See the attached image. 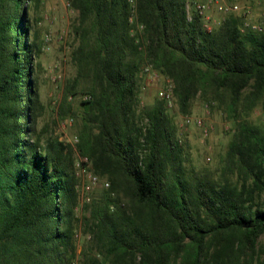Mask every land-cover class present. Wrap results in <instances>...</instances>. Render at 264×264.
Listing matches in <instances>:
<instances>
[{
  "label": "trees",
  "instance_id": "trees-1",
  "mask_svg": "<svg viewBox=\"0 0 264 264\" xmlns=\"http://www.w3.org/2000/svg\"><path fill=\"white\" fill-rule=\"evenodd\" d=\"M31 1L0 0V264H72L76 177L62 141L36 129ZM187 2L136 0L132 33L127 0H70L76 75L59 114L83 84L78 149L130 200L97 217L104 259L88 264H264V127L248 118L264 101V33L238 14L207 31ZM144 59L172 77L180 112L199 94L235 122L216 177L183 165L163 99L140 104Z\"/></svg>",
  "mask_w": 264,
  "mask_h": 264
},
{
  "label": "rangeland",
  "instance_id": "rangeland-1",
  "mask_svg": "<svg viewBox=\"0 0 264 264\" xmlns=\"http://www.w3.org/2000/svg\"><path fill=\"white\" fill-rule=\"evenodd\" d=\"M239 1L243 3L251 0ZM28 14L31 23L30 40H35L41 46V51L34 60V75L38 81L41 102L36 129L40 132L42 144H46L49 138H57L62 141L65 150H68L72 159L77 192L76 204L73 209L76 219L73 236L76 253L72 263L88 264V261L93 259H104V247H101L100 242L97 241L98 229L96 227L104 208L108 204H110V209L112 206L114 207L112 200L127 208L130 200L123 193L109 190L108 187L101 184L91 189L88 194L89 201L81 200L80 186L83 176L76 162L80 156H87L78 149L81 128V121L78 117L79 107L80 102L84 100L83 96H88L83 90V84L78 86L76 94H69L67 97L71 106L70 111L64 116L59 114L66 85L76 75L71 52L76 44L72 25L77 17V11L70 10L66 6V0H35L30 3ZM208 15L211 20L223 19L222 14L213 8ZM46 33H51L54 36L53 44L48 51H44L41 45L42 38ZM59 36L62 38L60 39ZM148 64H150V68L146 71L145 67ZM141 67V87L138 99L142 105L151 104L157 99H162L159 92L167 84V80L172 77L161 73L147 59H144ZM55 72L61 74L57 81L52 80V75ZM165 106L187 153L183 165L194 171L211 173L216 177L220 172L219 167L223 162L228 143L235 133V122L228 117L225 111L218 108L216 103L202 99L199 94L194 97L189 113L180 112L174 98L170 105L165 102ZM141 115L139 114L138 117ZM186 115L192 118H201L202 125H185L183 120ZM248 118L260 127H264V101L250 111ZM74 137L77 138L75 142L73 141ZM87 157L89 169L94 171L93 162L89 156ZM99 176L103 181L110 183L106 176ZM259 241H264V235H261Z\"/></svg>",
  "mask_w": 264,
  "mask_h": 264
},
{
  "label": "built area",
  "instance_id": "built-area-1",
  "mask_svg": "<svg viewBox=\"0 0 264 264\" xmlns=\"http://www.w3.org/2000/svg\"><path fill=\"white\" fill-rule=\"evenodd\" d=\"M129 3V15L128 22L131 25V32L134 30L141 33L144 29V25L137 21V3L136 0H127ZM192 3V4H191ZM186 3V12L188 17H190V7H194L196 12L200 15L203 26L207 31H210L216 28L221 24L222 20L230 15V14H238L242 17L241 30H249L255 33H264V0H251L247 2H240L239 0H193V2ZM66 6L70 10H74L71 7L70 0H66ZM215 9L217 12L222 14L223 19L220 20H211L208 13L211 9ZM61 39L62 36H59ZM54 36L51 33L44 34L42 38V49L44 51H48L53 44ZM150 68V64L145 67V70L148 71ZM61 77L59 72H55L52 75V80L57 81ZM160 97L167 103L171 104L173 101V81L172 79L167 80V84H165L164 88L159 92ZM89 97L83 96V99L86 100ZM55 103V102H54ZM70 121L71 118H70ZM184 124H195L198 126L202 125L201 118H192L188 115L184 117ZM77 140L74 137V142ZM77 166H79L80 171L82 173V183L80 186L81 189V200L89 201V192L91 189L98 185H103L104 187H109L108 181H103L98 174H96L93 170L89 169V160L87 156H80L79 160L76 162ZM72 264H77L74 262Z\"/></svg>",
  "mask_w": 264,
  "mask_h": 264
}]
</instances>
